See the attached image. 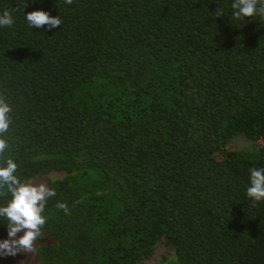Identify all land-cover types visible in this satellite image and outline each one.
Segmentation results:
<instances>
[{
    "label": "trees",
    "instance_id": "1",
    "mask_svg": "<svg viewBox=\"0 0 264 264\" xmlns=\"http://www.w3.org/2000/svg\"><path fill=\"white\" fill-rule=\"evenodd\" d=\"M233 2L0 0L5 158L21 181L63 173L40 264H264V201L246 194L264 168V17ZM34 10L61 25L31 27Z\"/></svg>",
    "mask_w": 264,
    "mask_h": 264
},
{
    "label": "clouds",
    "instance_id": "2",
    "mask_svg": "<svg viewBox=\"0 0 264 264\" xmlns=\"http://www.w3.org/2000/svg\"><path fill=\"white\" fill-rule=\"evenodd\" d=\"M71 4L72 0H66ZM232 8L236 18L264 17V0H234ZM222 9L215 16L223 15ZM31 27L40 28L47 25L48 29L56 28L62 23L59 16L48 11L34 10L25 15ZM14 23L10 11L0 14V26L10 27ZM11 106L0 95V196L10 194L11 199L6 205L0 206V218H4L8 228V238L0 240V256H16L18 253L32 254L37 251L36 242L42 237V229L47 218L44 215L48 200L56 195L54 189L44 182L21 181L16 175L18 165L11 158H5L9 149L6 133L11 125ZM250 186L247 196L254 202L264 201V168H251ZM56 207L64 212L69 209L66 204L57 202ZM23 232V235L17 234Z\"/></svg>",
    "mask_w": 264,
    "mask_h": 264
},
{
    "label": "rangeland",
    "instance_id": "3",
    "mask_svg": "<svg viewBox=\"0 0 264 264\" xmlns=\"http://www.w3.org/2000/svg\"><path fill=\"white\" fill-rule=\"evenodd\" d=\"M247 141L242 138H236L230 142V147H239L243 145H247ZM63 176L61 172H52L49 174H41L35 176L32 180L33 182L40 183L44 182L48 185L50 180H54ZM18 236L23 235V232L17 234ZM8 238V234L4 237V239ZM0 264H40L39 259L35 253L27 254V253H18L16 256H0Z\"/></svg>",
    "mask_w": 264,
    "mask_h": 264
}]
</instances>
